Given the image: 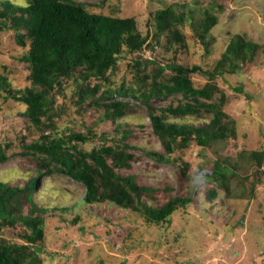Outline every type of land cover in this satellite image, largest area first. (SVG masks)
I'll return each mask as SVG.
<instances>
[{"label": "rangeland", "instance_id": "rangeland-1", "mask_svg": "<svg viewBox=\"0 0 264 264\" xmlns=\"http://www.w3.org/2000/svg\"><path fill=\"white\" fill-rule=\"evenodd\" d=\"M74 1L90 13L134 19L138 32L149 36L153 49L136 55L123 52L104 78L64 82L62 90L54 92V128L45 130L44 135H88L89 141L79 149L90 152L103 144L99 137L114 146L111 140H120L123 130L128 129L132 135L125 143L135 148L128 150L135 160L120 174H132L138 185L154 191L145 195L143 202L159 207L177 195L191 202L174 211L169 224L152 225L139 214L113 204H83L84 186L66 175L43 176L33 196L39 207L49 210L44 216L42 239L35 244L38 264H264V169L260 175L255 173L249 158L253 151H264V0ZM168 7L185 17L178 27L183 37L180 45L167 44V34L158 37L159 43L151 39L156 31L155 13ZM27 51L15 42L13 31H0V75L13 90L30 85L29 65L20 61ZM224 52L238 59L240 70L212 79L207 71ZM137 58L155 60L160 66L176 62L200 67L201 71L190 76L192 87L200 89L210 84L217 91L211 100L197 99L198 107L220 109L234 136L207 147L186 143L171 156L175 163H157L150 158L145 151L164 154L165 148L153 133L147 107L136 98L141 77H148L144 84H150L154 67L136 69L133 61ZM172 76L166 69L158 82L170 84ZM86 84L96 86L97 92L79 104V86ZM121 88L131 95H117ZM105 92H111L110 100L126 102L131 109L114 123L105 118L102 107L93 104L95 100L107 103L109 99L100 98ZM220 93L225 96L223 103ZM4 96L0 91V148L7 157L0 164V181L22 187L35 175L33 166L21 154L23 146L38 139L41 132L25 117L22 103L5 101ZM179 103L197 106L196 101L180 94L149 101L156 109ZM211 117L209 113L200 120L172 121L199 128ZM183 162L188 165L186 177L182 174ZM216 162L223 163L220 167L235 169L239 176H212L218 170ZM245 176L248 181L242 180ZM251 183L255 187L249 192ZM210 192L215 193L211 201L207 197ZM24 230L21 225L2 228L0 239L22 245L19 234Z\"/></svg>", "mask_w": 264, "mask_h": 264}, {"label": "trees", "instance_id": "trees-1", "mask_svg": "<svg viewBox=\"0 0 264 264\" xmlns=\"http://www.w3.org/2000/svg\"><path fill=\"white\" fill-rule=\"evenodd\" d=\"M19 2L22 3L0 0V31H13L15 42L20 47L27 48V53L20 61L29 65L30 85L23 90H13L7 79L0 75V91L5 93V101L13 100L25 106V117L41 135L35 141L24 145L21 153L33 166L35 175L30 176L22 187L0 181V230L17 225L25 228L19 234L24 241L22 245L0 239V264H38L39 249L35 244L42 239L44 216L49 210L39 207L33 196L38 180L51 173L66 175L84 186L82 203L85 205L109 203L139 214L149 224H169L173 212L184 208L191 199L177 195L159 207H151L143 202L142 198L154 191L138 185L134 175L120 174L122 170H129L135 160L134 155L128 152L135 148L125 143L132 135L130 130H123L120 140H111L114 146L106 145L107 139L99 137L103 144L90 152L79 149V145L89 141L88 135L69 133L58 138L50 133H43L54 128V117L57 115L54 113V92L62 90L64 82L88 81L91 77L104 78L107 71L116 67L123 52L136 55L144 49H153L148 43L149 36L144 37L138 32L132 18L121 19L90 13L83 4L74 0ZM154 20L156 31L151 39L156 43L158 37L165 34L167 44L183 43L178 29L185 22L183 13L168 7L158 10ZM240 47L245 48L243 44ZM237 60H233L225 52L222 53L215 66L207 71L209 77L213 79L236 74L240 70ZM133 64L138 70L147 65L154 67L150 84H144L148 77H141L139 90H136L139 96L136 98L147 107L153 133L165 148L164 154L145 151L157 163H175L176 159L171 156L176 150L184 148L186 143L195 142L199 147H207L220 139L234 136L233 128L224 119L225 115L220 109L208 107L202 110L198 107L197 99L211 100L217 91L210 84L200 89L192 87L190 76L201 71L200 67H186L176 62L160 66L155 60L143 61L140 58L134 60ZM166 69L173 73L170 84L159 83L158 80ZM79 88V104L97 92V87L89 84ZM129 92L121 88L117 95L127 97L131 95ZM176 94L196 101L197 106L179 103L176 106L170 104L166 108L156 109L149 105L152 98ZM110 95L111 92H105L100 97L109 99L107 103L98 104L95 100L93 104L102 107L105 118L114 123L131 109L126 102L110 100ZM220 95L219 101L223 103L225 96L222 93ZM209 113L212 114L211 119L199 128L172 121H186L192 117L200 120ZM249 158L256 168L255 173L262 174L264 151H253ZM6 160L5 152L0 148V164ZM216 164L218 170L212 176L222 173L239 176L235 169L220 167L219 165L223 166L222 162ZM187 171L188 165L183 162L184 177ZM242 180L248 181V176L242 177ZM224 187L227 190L225 184ZM254 187L255 183H251L249 192ZM207 197L211 201L215 193L210 192Z\"/></svg>", "mask_w": 264, "mask_h": 264}]
</instances>
